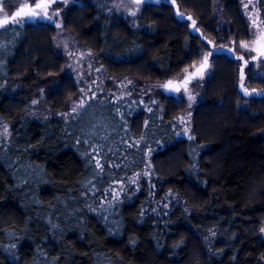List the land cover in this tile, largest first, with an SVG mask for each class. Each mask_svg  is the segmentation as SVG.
<instances>
[{
  "label": "trees",
  "instance_id": "1",
  "mask_svg": "<svg viewBox=\"0 0 264 264\" xmlns=\"http://www.w3.org/2000/svg\"><path fill=\"white\" fill-rule=\"evenodd\" d=\"M172 1L216 42L248 37L241 0H222L228 30L217 26L213 0ZM256 2L264 21V3ZM171 4L148 1L134 24L86 0L69 8L64 25L115 77L161 80L207 49ZM55 33L44 22L0 25V123L24 108L20 90L10 92L4 80L31 84L62 71ZM210 67L189 138L176 139L184 101L162 92L149 109L146 99L132 110L99 95L67 122L13 125L0 145V264H264V96L239 90L233 56H210ZM244 81L264 86L251 70ZM77 85L62 76L46 93L50 106L62 108ZM137 174L136 187L96 201Z\"/></svg>",
  "mask_w": 264,
  "mask_h": 264
},
{
  "label": "rangeland",
  "instance_id": "2",
  "mask_svg": "<svg viewBox=\"0 0 264 264\" xmlns=\"http://www.w3.org/2000/svg\"><path fill=\"white\" fill-rule=\"evenodd\" d=\"M86 0H64L59 3L52 4L48 9L49 14L58 13V15H54L51 21L45 20H35L33 22H44L52 24L56 27V33L53 37L54 48L58 54L64 57V65L62 71L59 75L52 76L48 75L45 77H40L37 81L30 84L24 83L21 79L13 80L6 82L5 80L2 82L3 87L8 84L9 91L21 92V100L24 101V108L20 114H10L5 120L0 123V145L3 143H7L12 135V127L17 122H26L28 120H43L47 118H55L59 117L66 122L70 119L71 115L74 113L73 108L77 110L80 108V102L83 101L85 105L88 100H95L96 97L101 95V98H108L113 100L115 103L119 102H130V106L132 110H137L138 108H142L143 101L146 99L147 104H144L146 109L150 108V104L155 100V94L162 92L164 90L160 88V85L168 81L169 79H180L183 77V70L189 69L191 71L192 65L197 64L202 61V57L210 53L214 47H223L226 49L233 50V57L237 61V84L241 83L240 72L241 68H244V78L248 76V70L254 71L255 73H259L260 76H264V58H258L253 60L252 57L256 55L255 51H251L250 53L239 47L241 42H251L256 38L257 29L264 30V24L261 23V19L259 16V11L257 7V0H241V11L244 14L248 26V37L242 40L236 41L233 45L229 42H216L213 38L206 36L199 23L198 20L191 21L193 17H191L188 12L180 9L178 5L173 3L172 0H164L172 2V8L174 13L183 14L184 21L187 23L188 29H190V24L195 22V26L201 34H198L207 45L205 52L202 54V57L189 64V66L183 68L178 74L166 77L161 80H148L141 81L136 77L131 75H122L119 77H115L107 68L100 63L99 59H96L93 51L88 49L85 45H83L76 37L75 33H72L65 25L64 18L65 13L71 8L74 3H84ZM95 3L99 9L108 13H115L117 15L123 17H129L132 23H136L137 17L141 14L144 7L147 5L148 1L141 0L139 4H136L134 0H91ZM162 0H154L151 1L159 3ZM39 0H7L5 5V10L0 11V18L4 17L6 14H11L15 12L16 9L21 4H28L30 7L34 6L38 3ZM248 4L249 7L247 10L244 5ZM213 16L217 19V26L219 28H224L228 30L230 28V24L224 14V4L222 0H213ZM133 13H135L133 15ZM249 13H252V16H249ZM186 16H189L191 19H187ZM179 17V16H178ZM180 19V18H179ZM256 20L257 25L253 27L252 21ZM197 23V24H196ZM59 25V27H57ZM235 39H231L233 42ZM211 41V43H208ZM235 42V41H234ZM238 57H243L241 60H237ZM250 61L248 65L244 64V61ZM209 70L211 67L209 65ZM65 74H70L75 79V82L78 84V91L75 95L70 96L66 101L65 105L60 109H54L50 106L46 99V93L54 88H57L61 77ZM203 79H198L193 81L188 86V91H182L180 94H176V97L182 96V100L176 98L179 101H184L183 112L179 116V120L181 122V128L179 132L176 134V139L181 138H189L192 136V132L195 128V119L199 116L197 112L198 105L203 101V88H204ZM244 87L248 89L250 95H252L253 90H261L264 91L263 87H252L244 81ZM243 87V88H244ZM239 90L243 93V89L239 88ZM165 94V93H164ZM189 94H191L194 99L189 101ZM166 95V94H165ZM131 100V101H129ZM36 101V103H33ZM138 101L139 103L135 102ZM191 105V106H189ZM125 109H128L129 106H124ZM210 116L205 117V120H210ZM92 118L93 111L88 107L87 112L84 114L82 121L80 123V128L89 131L92 129ZM7 126L8 132L4 134V128ZM212 126V125H211ZM210 126V127H211ZM151 149L146 150L145 155L147 156L146 166L141 171V176L148 177V172L151 169V157L149 156ZM97 158L100 157L99 154L96 153ZM140 174L138 176H134V178L128 179L126 183L121 181L117 183H112L108 186L101 195L97 196L96 201L100 204H103V201L106 198H115L116 193H124L128 191L129 187L133 185L136 187L138 181L136 178H140ZM135 181V182H133ZM137 181V182H136Z\"/></svg>",
  "mask_w": 264,
  "mask_h": 264
},
{
  "label": "snow or ice",
  "instance_id": "3",
  "mask_svg": "<svg viewBox=\"0 0 264 264\" xmlns=\"http://www.w3.org/2000/svg\"><path fill=\"white\" fill-rule=\"evenodd\" d=\"M60 0H39L38 3L35 4L34 8H31L28 4H21L15 12H12L10 15L6 14L3 19H0V25H8L11 24H21V23H28L35 21L37 19L39 20H47L51 21L54 15H58V13L49 14L48 9L51 7L52 4L59 3ZM136 4H139L141 0H134ZM262 3H264V0H261ZM7 3V0H0V11L5 10V5ZM249 3H251V0H249ZM245 9L249 7L248 4L244 5ZM135 13H133L134 15ZM180 19H183V14H179ZM249 16H252V13H249ZM190 19V17H189ZM261 23H264V21H261ZM253 27H256L257 21H252ZM59 27V25H57ZM193 27H195V22H193ZM208 43H211V41H208ZM207 46V45H205ZM240 48L247 50L249 53L251 51H255L257 53L256 56H253L252 59L256 60L258 58H264V30L257 29L256 32V38L249 42H241L239 45ZM218 55H225L227 57H231L232 50L226 49L223 47H214L213 50L205 55L203 57V60L200 64V66L197 68L195 64L192 65L193 71H189V69L183 70V78L180 80H174L169 79L162 85H160V88L164 90V93L170 97H176V94H180L182 91L187 92L188 86L193 81H196L198 79L204 78L206 75L209 74V56H218ZM243 57H238L237 60H241ZM250 61L245 60L244 64L248 65ZM257 77L260 76L259 73L255 74ZM240 79L241 82L244 80V68H241L240 72ZM242 86V85H241ZM244 95L249 96L250 93L247 89H244ZM252 95H261L264 96V92L257 93L256 90H253ZM182 100V96L176 97ZM189 101L193 100L194 97L189 94ZM33 103H36V101H33ZM84 104L83 101L80 102L79 107H82ZM191 106V105H189ZM77 111L76 108H73V112ZM8 128L5 126L4 128V134H7ZM97 168H103L104 165L100 163L99 160L96 162ZM135 182V181H133ZM118 196L119 193H116ZM261 232H264V228L260 229Z\"/></svg>",
  "mask_w": 264,
  "mask_h": 264
},
{
  "label": "flooded vegetation",
  "instance_id": "4",
  "mask_svg": "<svg viewBox=\"0 0 264 264\" xmlns=\"http://www.w3.org/2000/svg\"><path fill=\"white\" fill-rule=\"evenodd\" d=\"M173 3H175V1H173ZM177 15H178L179 18H180V15H179V14H177ZM186 18L189 19V16H186ZM183 19H184V16H183ZM190 19H191V18H190ZM181 20H182V19H181ZM191 21H194V19H191ZM199 31H200V30L197 29V31L195 32V34H201V33H199ZM200 32H201V31H200ZM233 44H234V41L231 42V45H233ZM231 50H232V49H231ZM256 55H257V53H256ZM256 55H255V56H256ZM231 56H233V50H232V55H231ZM199 63H200V62H199ZM197 64H198V63H197ZM197 64H195V65H197ZM192 69H193V68H191V70H192ZM253 72H254V71H253ZM254 73H255V72H254ZM255 74H256V73H255ZM205 77H206V76H205ZM205 77H204V78H205ZM182 78H183V77H182ZM182 78H180V79H182ZM180 79H177V80H180ZM202 79H203V78H202ZM243 84H244V82H241V83L239 84V88H242V89H243V93H244V89H247V88H245ZM241 85H242V86H241ZM243 87H244V88H243ZM247 90H248V89H247ZM256 92H257V93H260V92H264V91H261V90L258 91V90H256ZM250 96H255V95H249V96H246V97L248 98V97H250ZM258 96H261V95H258Z\"/></svg>",
  "mask_w": 264,
  "mask_h": 264
},
{
  "label": "water",
  "instance_id": "5",
  "mask_svg": "<svg viewBox=\"0 0 264 264\" xmlns=\"http://www.w3.org/2000/svg\"><path fill=\"white\" fill-rule=\"evenodd\" d=\"M60 1H64V0H60ZM145 1H154V0H145ZM157 1H158V0H157ZM34 7H35V5L32 6L31 8H34ZM3 18H4V17H2V18H0V19H3ZM190 30H191L193 33H195V32L197 31L196 26L193 27V23L190 24ZM199 33H200V32H199ZM202 60H203V59H202ZM201 62H202V61H201ZM201 62L198 63V64L196 65L197 68L200 66ZM209 65H210V56H209ZM193 70H194V69H192L191 71H193Z\"/></svg>",
  "mask_w": 264,
  "mask_h": 264
}]
</instances>
